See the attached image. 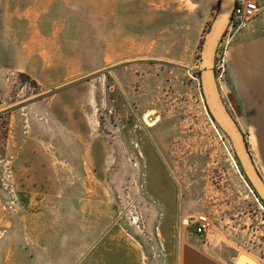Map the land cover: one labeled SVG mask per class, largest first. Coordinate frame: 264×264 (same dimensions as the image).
<instances>
[{
  "label": "rangeland",
  "instance_id": "obj_1",
  "mask_svg": "<svg viewBox=\"0 0 264 264\" xmlns=\"http://www.w3.org/2000/svg\"><path fill=\"white\" fill-rule=\"evenodd\" d=\"M218 3L0 0V264H177L186 243L264 264V210L196 75Z\"/></svg>",
  "mask_w": 264,
  "mask_h": 264
},
{
  "label": "crops",
  "instance_id": "obj_2",
  "mask_svg": "<svg viewBox=\"0 0 264 264\" xmlns=\"http://www.w3.org/2000/svg\"><path fill=\"white\" fill-rule=\"evenodd\" d=\"M256 2L260 7L256 16L237 29L226 28L230 29L226 60L236 101L230 111L242 131L250 132L264 161V0ZM250 154L252 156V152ZM252 160L254 162L253 157ZM255 167L264 180L262 171L256 164ZM235 261L236 257L230 259V253L220 248L186 243L181 248L177 264H234Z\"/></svg>",
  "mask_w": 264,
  "mask_h": 264
},
{
  "label": "water",
  "instance_id": "obj_3",
  "mask_svg": "<svg viewBox=\"0 0 264 264\" xmlns=\"http://www.w3.org/2000/svg\"><path fill=\"white\" fill-rule=\"evenodd\" d=\"M233 2L234 0H219L217 11L204 34L199 63L195 67L198 69V82L203 104L211 122L216 130H220L229 141L235 160L247 179V181L245 180L246 184L249 188L250 185L253 187L264 204V180L255 167L243 131L225 102L214 74L217 47L230 22ZM253 195L258 201L256 195L254 193ZM261 206L263 207V205ZM234 264H256V262L246 255L240 254Z\"/></svg>",
  "mask_w": 264,
  "mask_h": 264
},
{
  "label": "built area",
  "instance_id": "obj_4",
  "mask_svg": "<svg viewBox=\"0 0 264 264\" xmlns=\"http://www.w3.org/2000/svg\"><path fill=\"white\" fill-rule=\"evenodd\" d=\"M259 11H260V7L257 5L256 0H234L230 22L228 26L237 29L240 26H242L246 21L256 16L259 13ZM235 165L236 167H238L236 163ZM249 190L252 193V190L250 188ZM190 223L192 224L193 232L196 235L205 234L209 230L211 225L209 218L205 214H201V213L197 214L190 221Z\"/></svg>",
  "mask_w": 264,
  "mask_h": 264
},
{
  "label": "trees",
  "instance_id": "obj_5",
  "mask_svg": "<svg viewBox=\"0 0 264 264\" xmlns=\"http://www.w3.org/2000/svg\"><path fill=\"white\" fill-rule=\"evenodd\" d=\"M196 75H198V72H196ZM246 145H247V143H246ZM247 148H248V146H247ZM236 164H237L238 169L240 170V173H241V175L243 176L244 180L247 181V179L245 178V176H244V174H243V172H242V170H241V167L239 166V164H238L237 161H236ZM248 184H249V182H248ZM249 185H250V184H249ZM250 188L252 189V191H253V193L256 195V197L258 198V201L260 202V204L263 205V207H264V204H263L262 200L257 196L255 190L253 189V187H252L251 185H250Z\"/></svg>",
  "mask_w": 264,
  "mask_h": 264
},
{
  "label": "bare ground",
  "instance_id": "obj_6",
  "mask_svg": "<svg viewBox=\"0 0 264 264\" xmlns=\"http://www.w3.org/2000/svg\"><path fill=\"white\" fill-rule=\"evenodd\" d=\"M256 199V198H255ZM258 202V201H257ZM263 210H264V208L262 207V206H260Z\"/></svg>",
  "mask_w": 264,
  "mask_h": 264
}]
</instances>
